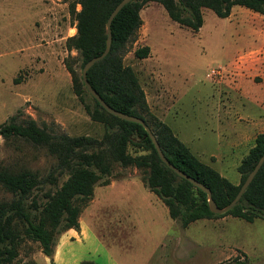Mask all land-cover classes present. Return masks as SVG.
Returning <instances> with one entry per match:
<instances>
[{
    "label": "rangeland",
    "instance_id": "obj_1",
    "mask_svg": "<svg viewBox=\"0 0 264 264\" xmlns=\"http://www.w3.org/2000/svg\"><path fill=\"white\" fill-rule=\"evenodd\" d=\"M71 1L0 0V123L17 116L52 133L101 137L102 125L85 112L63 65L66 56H77L64 48L65 38L75 32L67 8ZM139 15L141 25L126 44L122 62L134 71L149 112L199 161L237 184L236 167L247 146L227 150L218 138L227 109L221 104L233 106L229 116L237 123L252 121V114L234 105V87L246 91V107L254 83L264 90V14L234 5L220 18L205 7L197 30L172 21L154 1ZM141 46H148V55L136 58L133 51ZM72 65L79 74L78 61ZM83 101L91 105L89 97ZM54 162L42 148L0 136V167L27 168L42 178ZM141 175L135 167L113 164L109 183L95 184L78 217V230L87 226L91 232L65 242L60 264L76 259L93 264H264V217L247 222L225 215L181 227L146 189ZM62 180L58 177V184ZM47 188L34 190V198ZM10 198L0 186V201ZM29 259L49 264L36 242L24 240L16 261Z\"/></svg>",
    "mask_w": 264,
    "mask_h": 264
},
{
    "label": "trees",
    "instance_id": "obj_2",
    "mask_svg": "<svg viewBox=\"0 0 264 264\" xmlns=\"http://www.w3.org/2000/svg\"><path fill=\"white\" fill-rule=\"evenodd\" d=\"M149 1L161 4L172 21L197 30L202 24V8L211 9L220 18L228 16L234 5L264 14V0H130L111 20L109 51L86 71L87 82L108 106L141 118L155 136L164 157L207 187L215 204L223 207L234 197L264 151V132L255 135L252 145L239 161L236 167L239 180L233 184L199 161L164 122L149 112L134 71L122 62L126 44L135 37L141 25L139 11ZM118 2L72 0L67 7L75 32L65 38L64 48L67 52L74 50L77 56H66L63 65L70 76L72 91L85 112L92 121L102 125L101 137L52 133L39 127L31 118L18 119L17 116H10L0 123V136L4 140L22 139L44 149L55 160L49 173L42 178L27 168L0 167V186L11 194L9 200L0 201V264H35L32 259L16 261L18 248L24 240L36 242L39 251L51 259L57 237L68 229L78 230L81 208L91 199L95 184L109 183L115 163L140 170L143 185L166 207L169 218L181 227L198 219L225 215L247 222L264 217V161L238 201L225 213L213 214L208 209L205 193L160 161L140 124L109 114L85 90L80 73H76L72 64L77 60L81 70L87 60L102 52L105 21ZM76 4L78 10H75ZM148 52V46H141L134 49L133 55L144 58ZM84 96L89 97L91 105L83 101ZM60 176L63 180L58 184ZM46 184L48 188L41 193V198H34L33 191ZM79 264L93 262L81 260Z\"/></svg>",
    "mask_w": 264,
    "mask_h": 264
},
{
    "label": "crops",
    "instance_id": "obj_3",
    "mask_svg": "<svg viewBox=\"0 0 264 264\" xmlns=\"http://www.w3.org/2000/svg\"><path fill=\"white\" fill-rule=\"evenodd\" d=\"M254 84H255V88L252 89L254 93L252 94V99L249 100L251 102L250 107L249 106L246 107L245 98L247 94L245 93L246 91L242 90L243 87L239 85L234 87V90L237 92L233 100L234 105L238 109H246L247 113H250L253 116V119L249 125L247 124L242 125L240 123H237L232 118H230L229 111L231 109L230 107L233 106L230 104L225 105V102H222L223 104H221L223 108L227 106V109L222 110L223 118L219 122L220 127L218 126L217 134H218V138L224 140L227 150L238 148L240 146L242 147L247 146L246 147L247 148L246 153H247V150L250 148V146L253 143V139L255 135L257 133L264 132V90L261 89V84L260 86L256 83ZM232 138H234V140H232ZM210 159L212 160L213 163H216L215 160L216 158L213 155L210 156ZM89 232L91 231L87 226L80 228L76 232L74 229L66 230L59 236V242L56 244L54 248V252L51 259L45 256L44 258H46L49 261V264H60L61 263L60 256L63 251L62 246L65 244V242L69 241V238L71 237H73L72 240H75L76 237L78 238L79 234L88 236ZM93 237L95 238L94 235ZM78 262H80V259H76L74 263L77 264ZM35 264L37 263L35 262Z\"/></svg>",
    "mask_w": 264,
    "mask_h": 264
},
{
    "label": "water",
    "instance_id": "obj_4",
    "mask_svg": "<svg viewBox=\"0 0 264 264\" xmlns=\"http://www.w3.org/2000/svg\"><path fill=\"white\" fill-rule=\"evenodd\" d=\"M129 1L130 0H119V2L112 8L110 13L108 14V16L106 18V21H105L104 48H103L102 52L99 55L90 58L89 60H87L82 65L81 70H80L81 82H82L85 90L88 92V94L90 96H92L106 112H108L109 114H111L113 116L118 117L119 119L140 124L142 126V128L145 130L148 138L150 139V141H151V143H152V145H153V147H154V149H155L160 161L167 168L171 169L176 175H178L179 177L187 180L194 187L200 189L202 192L205 193L208 209H209L210 212H212L213 214H223L226 211H228L238 201V199L240 198V196L243 193V191L245 190V188L251 182L253 176L255 175V173L257 172V170L261 166L262 162L264 161V151L261 153V155L259 156V158L255 162L253 168L247 173L246 177L244 178V180L240 184V186H239L236 194L234 195V197L226 205H224L223 207H218L215 204V202L213 201V199L211 197L210 190L207 187H205L203 184H201L200 182L196 181L195 179L191 178L190 176L186 175L181 170L177 169L175 166H173L164 157V155L161 152V149H160V147H159V145H158V143H157V141L155 139V136L153 135V133L151 132V130L147 126V124L141 118H139L137 116H134V115L126 114V113L119 112L117 110L112 109L110 106H108L100 98V96L95 92V90H93L91 88V86L89 85V83L86 80V71L88 70V68L94 62L102 59L107 54V52L109 51L110 43H111L110 23H111L112 18L122 8V6L125 5L126 3H128Z\"/></svg>",
    "mask_w": 264,
    "mask_h": 264
}]
</instances>
